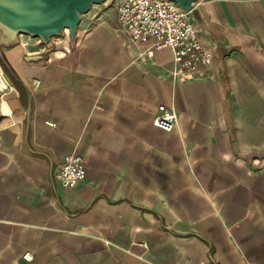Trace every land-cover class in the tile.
I'll return each mask as SVG.
<instances>
[{"label": "crops", "instance_id": "crops-1", "mask_svg": "<svg viewBox=\"0 0 264 264\" xmlns=\"http://www.w3.org/2000/svg\"><path fill=\"white\" fill-rule=\"evenodd\" d=\"M195 6L215 58L179 79L170 50L126 37L117 1L75 41L0 42V264H264V0ZM69 154L86 177L65 187Z\"/></svg>", "mask_w": 264, "mask_h": 264}, {"label": "built area", "instance_id": "built-area-1", "mask_svg": "<svg viewBox=\"0 0 264 264\" xmlns=\"http://www.w3.org/2000/svg\"><path fill=\"white\" fill-rule=\"evenodd\" d=\"M116 1L121 29L130 42L139 45L152 41L142 53L143 58H152L157 51L164 49L173 53L175 67L170 75L174 79L194 75L202 66L212 65L215 54L204 47L192 10L187 11L171 0H114L113 4ZM178 121V111L174 106H159L154 118L157 127L173 132ZM56 177L65 187L76 185L86 177L84 160L74 154L67 155ZM24 258L32 261L34 254L27 252ZM198 264L212 263L203 259Z\"/></svg>", "mask_w": 264, "mask_h": 264}, {"label": "water", "instance_id": "water-1", "mask_svg": "<svg viewBox=\"0 0 264 264\" xmlns=\"http://www.w3.org/2000/svg\"><path fill=\"white\" fill-rule=\"evenodd\" d=\"M185 10H192L195 21L199 8L196 0H171ZM114 0H0V42L15 43L22 34L40 37L48 43L55 36H64L67 30L77 38L82 16L95 4Z\"/></svg>", "mask_w": 264, "mask_h": 264}, {"label": "bare ground", "instance_id": "bare-ground-1", "mask_svg": "<svg viewBox=\"0 0 264 264\" xmlns=\"http://www.w3.org/2000/svg\"><path fill=\"white\" fill-rule=\"evenodd\" d=\"M2 85V84H1Z\"/></svg>", "mask_w": 264, "mask_h": 264}]
</instances>
